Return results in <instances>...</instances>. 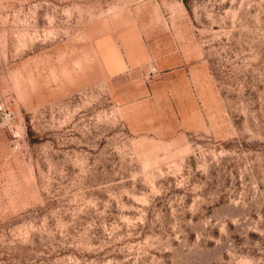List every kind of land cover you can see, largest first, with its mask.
<instances>
[{
    "label": "rangeland",
    "instance_id": "rangeland-1",
    "mask_svg": "<svg viewBox=\"0 0 264 264\" xmlns=\"http://www.w3.org/2000/svg\"><path fill=\"white\" fill-rule=\"evenodd\" d=\"M0 264H264V0H0Z\"/></svg>",
    "mask_w": 264,
    "mask_h": 264
},
{
    "label": "crops",
    "instance_id": "crops-1",
    "mask_svg": "<svg viewBox=\"0 0 264 264\" xmlns=\"http://www.w3.org/2000/svg\"><path fill=\"white\" fill-rule=\"evenodd\" d=\"M79 64H80L81 68L82 67L84 68L85 63H84V61H82V59L80 57H79ZM36 67H37V65H36ZM99 70L101 71V68ZM95 74H96V71H95ZM13 80H14V83L16 84L17 88H18V94L24 99H27L29 97L31 91H35L38 89L37 80L32 76H30V78H29L30 90H27V87H25V83H24L23 77H22L20 72H15L13 74ZM45 83L47 84V79H46Z\"/></svg>",
    "mask_w": 264,
    "mask_h": 264
},
{
    "label": "trees",
    "instance_id": "trees-1",
    "mask_svg": "<svg viewBox=\"0 0 264 264\" xmlns=\"http://www.w3.org/2000/svg\"><path fill=\"white\" fill-rule=\"evenodd\" d=\"M184 1H186V0H184Z\"/></svg>",
    "mask_w": 264,
    "mask_h": 264
}]
</instances>
